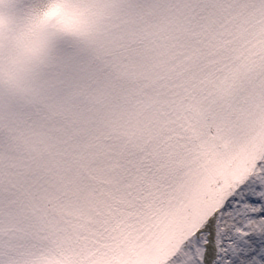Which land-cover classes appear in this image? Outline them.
<instances>
[{
  "label": "snow or ice",
  "instance_id": "1",
  "mask_svg": "<svg viewBox=\"0 0 264 264\" xmlns=\"http://www.w3.org/2000/svg\"><path fill=\"white\" fill-rule=\"evenodd\" d=\"M0 264H264V0H0Z\"/></svg>",
  "mask_w": 264,
  "mask_h": 264
}]
</instances>
